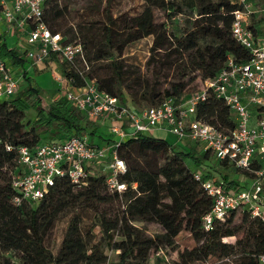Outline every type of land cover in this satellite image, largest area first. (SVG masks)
Masks as SVG:
<instances>
[{"label":"trees","instance_id":"16d2710c","mask_svg":"<svg viewBox=\"0 0 264 264\" xmlns=\"http://www.w3.org/2000/svg\"><path fill=\"white\" fill-rule=\"evenodd\" d=\"M142 2L141 11L119 21L104 5L105 18L91 20L83 31V24L64 23L67 3L45 0L44 21L53 32L63 35L64 42H80L86 63L78 60L76 66H70L51 53L43 64L59 58L62 67L58 72L73 86L93 79L99 89L116 96L121 103L142 107L157 105L167 97L180 100L187 95L184 92L193 79L213 76L228 55L238 60L249 57L250 52L231 34L233 11L241 7L236 0ZM155 8L166 13L164 21H156ZM260 20L253 17L248 26L255 33ZM148 35L152 36V43L146 65L156 76L169 72L174 76L164 88L157 82L125 80L139 74L120 58L124 47ZM25 54V50L8 46L0 33V57L18 72L16 75L27 80L25 86L19 85L14 96L0 100V264H107L106 249L117 252L119 264H148L152 252L166 247L175 250V237L183 229L191 233L194 245L183 248L177 260L156 257L157 263L259 264L257 256L264 252V225L259 220L242 212L238 224H231L235 214L232 213L223 221H215L210 230L202 225L211 198L194 178L195 169L187 165L185 156H190L195 166L201 165L203 159L211 158L209 151L202 150L197 155L192 146L177 149L176 144L152 134L137 132L120 142L117 153L126 164L121 180L127 183L122 193L109 191L104 173L97 169L84 185L60 178L40 200L16 204L11 177L19 169L18 146L32 149L49 141L47 135L43 136L49 132L65 139L87 134L104 139V143L112 141L109 133L100 132L99 119L87 117L64 95L44 107L39 88L32 85L27 75ZM104 60L109 61L106 68L100 64ZM30 108L36 111L32 124L24 120ZM196 116L220 128L234 126L228 106L212 96L197 105ZM202 165V180L213 177L225 187L242 185L239 171L226 160ZM88 209L95 214L92 223L85 227L83 215ZM62 218H68V225L57 252L53 253L46 237ZM135 222L154 223L159 230L148 235ZM123 225L125 228L121 229ZM95 226L99 232L97 239L92 233ZM239 231L242 235L234 242L224 240Z\"/></svg>","mask_w":264,"mask_h":264},{"label":"built area","instance_id":"2783aa9c","mask_svg":"<svg viewBox=\"0 0 264 264\" xmlns=\"http://www.w3.org/2000/svg\"><path fill=\"white\" fill-rule=\"evenodd\" d=\"M44 1L0 0L1 19L13 24L19 30V37L28 44L22 49L26 51V61L36 66L55 53L70 66H76L78 60L85 64L82 44L64 42L63 35L53 32L44 21ZM236 1L241 7L233 11L231 34L250 52L249 57L238 60L228 55L213 76L201 80L199 89L178 101L167 97L157 105L136 107L129 102L121 103L116 96L99 89L93 79H86L82 86L75 87L55 72L56 80L65 82L64 96L72 106L89 118L109 123L112 141L99 144L83 134L70 135L64 141H45L32 149L18 146L19 169L11 177L16 190L14 202L40 200L60 178L77 186L84 185L97 169L104 173L109 191L122 193L127 183L121 180L126 164L117 153L120 142L137 132L152 134L163 129L182 147L190 146L188 141L204 142L203 150H208L210 157L226 160L239 171L242 185L225 187L213 177L202 180V170H194V178L211 198V207L202 216L205 230L212 229L215 221L242 212L264 225V34L259 35L248 27L255 16L264 25V0ZM18 87L19 76L0 57V98L14 95ZM211 96L228 106L234 121L232 128H220L196 116L197 105ZM135 186L133 183L132 187ZM138 223L135 222L139 226ZM155 253L164 254L162 249ZM257 259L259 264H264V252Z\"/></svg>","mask_w":264,"mask_h":264},{"label":"rangeland","instance_id":"374dc122","mask_svg":"<svg viewBox=\"0 0 264 264\" xmlns=\"http://www.w3.org/2000/svg\"><path fill=\"white\" fill-rule=\"evenodd\" d=\"M62 3H67L68 5V11L65 18H63V21L65 24H83L82 30L85 31L86 25L91 20H102L105 18V13L103 10L104 5H107L108 9L110 10V13L112 14V17L116 18L117 21L124 18L126 15H135L139 11H141L144 7L142 0H61ZM155 17L157 22H162L166 19L167 15L165 12H163L160 9L155 8L154 9ZM170 17V15L168 16ZM174 18V17H171ZM0 32L4 34V37H7V43L8 46H17V43L20 41L18 32L13 24L6 23L4 20H0ZM152 43V36L148 35L145 37H142L137 40H133L129 42L123 49L121 59L124 63L128 64L131 69L135 70L136 73L139 75L133 76V77H127L125 78L126 81L129 82H157L158 86L164 88L168 86V84L173 80L174 76L172 72H169L168 75L163 74V76H156L154 75V72L151 71V68L146 65V61L149 57V47ZM20 49H24V47H19ZM109 61L104 60L100 61L101 66L103 68H106V64H108ZM55 69H61L62 62L59 58H55ZM44 66V67H43ZM25 67L27 68V75L30 77L31 83L33 86H37L39 88V91L41 92L42 97V104L45 108L49 107L50 104H52L55 100V98L51 101V94L53 90L56 88L55 81L53 78L50 77L49 72L52 70V66H48V64L35 66L28 63V61L25 62ZM13 73L16 75L18 72L13 69ZM200 77H196L193 79L188 85L185 90V94H189L193 91H196L202 86ZM27 84V80H25L23 77L19 76V85L20 87H23ZM61 90H59L60 92ZM64 91L62 90L61 93ZM14 96V95H12ZM11 97V96H10ZM126 98L129 101L130 100V94H126ZM3 98H0V100ZM36 111L34 108H30L25 115L24 120H29L30 123H33V120L35 119ZM109 123L100 126V132L102 133H108ZM48 137H47V136ZM154 135H158L157 133H154ZM43 136L47 137L49 140H55V141H64L65 138L58 136H52L51 133H43ZM163 138L165 135H159ZM96 138V142L103 143L104 139L92 135L89 136V141H92V138ZM43 139V138H42ZM41 139V141H42ZM168 141L172 144L176 143V139L172 134H169ZM188 145L195 148V152L197 155L201 154V151L204 148V142L202 141H188ZM177 149H182L183 147L180 144H176ZM185 161L187 165L192 169H199L204 170V165L207 163H212L216 161V158L214 156H211V158L203 159L201 165H194L192 159L190 156H185ZM215 177H217L216 174H214ZM116 205V204H115ZM103 207H106V205H101ZM95 214L94 210L88 209L85 210V213L83 215V224L84 226H89L92 223V216ZM241 220V213H235L232 217L231 224H238ZM139 226L143 227L144 230L148 235L155 234L156 231L159 230V226L157 224H146L143 222L138 223ZM68 225V218H62L59 221L56 222L54 227L52 228L51 232L46 237V243L50 247L53 253H56L58 250V247L60 245V242L64 236L66 227ZM122 228H125L123 225ZM92 233L94 234V239H97L99 237L98 227L95 226L92 229ZM242 235V232L239 231L235 235H230L224 237V240L229 242H234L236 238L240 237ZM115 237V235H114ZM175 242L177 244V248L175 250H171L168 247L164 248L163 255H157L154 252H152L148 258V264H163L162 262H156V257L162 256L164 259L167 258L169 261L177 260L179 258L180 253L182 252L183 248L186 247H192L194 245V239L191 235V233L187 229L181 230L177 236L175 237ZM105 252L107 253V264H119L117 252L113 249H106Z\"/></svg>","mask_w":264,"mask_h":264},{"label":"crops","instance_id":"0c3cea01","mask_svg":"<svg viewBox=\"0 0 264 264\" xmlns=\"http://www.w3.org/2000/svg\"><path fill=\"white\" fill-rule=\"evenodd\" d=\"M253 1H254V3L258 2V0H253ZM0 16H1V14H0ZM257 19H258V16H255L254 20H257ZM0 20H1V17H0ZM252 20H253V18H252ZM256 26H257V30H256L257 32L256 33L259 34V35L264 34V25H262L260 21H258V23L256 22ZM19 39H20V41L17 43V46H19V47L23 46L24 48H27L28 44L25 42V40L23 38H20V37H19ZM4 40L7 43V37L6 36L4 37ZM7 45H8V43H7ZM47 64H48V66H52L51 67L52 70H51V72H49V75L55 81V86H56V88L53 90V92L51 94V101H52L54 98L57 99L60 95H64L66 87H65V82L64 81L63 82L57 81L56 78L54 77L55 74H56L55 72H58V70L54 68L55 67L54 60H50ZM40 65L41 64L36 65V66H40ZM42 65H44V64H42ZM59 90H61V91L63 90L64 92L61 93V91L59 92ZM100 124H101L100 126L104 125L103 123H100ZM99 130H100V127H99ZM154 133H157L158 135H155V136H158V137H162V136H159V135H165L164 138H166L167 140H168L169 134H171L169 132H166L163 129L154 130L152 132V134L154 135ZM94 141L96 142V138H94ZM103 143H99V144H103Z\"/></svg>","mask_w":264,"mask_h":264}]
</instances>
